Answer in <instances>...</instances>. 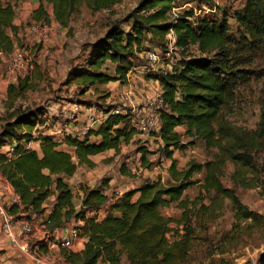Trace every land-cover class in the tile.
<instances>
[{
	"label": "trees",
	"instance_id": "1",
	"mask_svg": "<svg viewBox=\"0 0 264 264\" xmlns=\"http://www.w3.org/2000/svg\"><path fill=\"white\" fill-rule=\"evenodd\" d=\"M18 1L0 0V51L7 54L14 49L10 33L15 35L18 31L14 23ZM121 1L40 0L32 19L38 23L49 22L45 2L52 5L55 22L61 28H69L82 5L96 12ZM178 1L189 0H140L131 14L132 32L125 34L117 27L110 28L102 40L91 46L85 59L87 67H74L68 73L69 82L75 81L87 90L95 85L125 81L133 67L132 55L143 51L146 33L162 44L173 30L178 50L188 52L190 46L198 47L202 56L184 57L170 71L156 77L165 104L159 114L158 139L162 154L171 159L168 170L171 181H148L138 189L122 194L100 218L99 212L108 202L104 194L107 184L104 182L98 188L82 187L81 206L76 209L73 191L65 178L73 177L78 165L94 167L92 156L110 149L118 154L122 143L130 144L134 140L138 131L127 115L111 114V108L105 111L109 114L107 118L96 129L89 130L82 140L65 138L63 143L73 149V155L60 149L61 144L49 135L38 133L34 136L36 125L43 124L42 120L38 121L45 114L40 107L15 109L0 129V176L21 201L20 205L12 206L10 212L18 218L21 215L41 216L46 212L48 200L55 194L52 209L43 221L45 238L31 244L33 250L38 248L41 253H47L56 232L66 223L75 221L82 223L75 227L87 240L78 252L59 249L67 264H98L99 261L121 264L124 255L127 264H184L198 233L188 218V207L191 204L195 207L197 198L192 201L183 198L184 192L193 186L200 187V194L214 193L211 205L200 206L203 214L215 213L222 209L224 200H229L236 222L250 221L257 229L264 225L263 216L244 209L233 191L220 181L222 169L230 162L235 167L231 179L236 185L259 187L257 181L261 170L253 160V152L264 150V112L255 131L234 125L225 115L235 99L239 83L253 76L252 70L244 65L253 63L256 51L264 52V0H245L243 6L233 12V18L245 33L240 41L228 33L226 17L221 21L203 18L193 26L189 22L193 14L189 11L170 20L169 12ZM242 52L246 53L245 58H240ZM106 61L115 64L116 76L101 72ZM32 88L28 78L19 77L17 83L8 88V101L13 95L22 96ZM7 105L12 106L13 102ZM180 126L185 128L183 135L175 130ZM92 136L97 139L90 140ZM182 136L191 140L183 142ZM33 140L40 142V153L27 147ZM195 141H202L207 149L215 148L217 153L212 160L205 163L190 161L186 169L179 170L173 152L183 151ZM7 145L13 147L11 156L1 152ZM201 173H204L202 180L194 179V175ZM135 193H139V197L133 201ZM173 203L183 210L179 219L160 212V208ZM172 223L184 224V234L174 241L168 237Z\"/></svg>",
	"mask_w": 264,
	"mask_h": 264
},
{
	"label": "rangeland",
	"instance_id": "2",
	"mask_svg": "<svg viewBox=\"0 0 264 264\" xmlns=\"http://www.w3.org/2000/svg\"><path fill=\"white\" fill-rule=\"evenodd\" d=\"M139 1L122 0L108 9L96 12L91 11L84 4L81 6L80 12L72 18L69 28H61L53 18L51 4L44 2L49 22L38 23L33 21L32 16L40 6V0H19L15 5L14 17L18 31L15 35L8 31L14 43V49L10 54L3 52L5 56L0 59V64L4 69L0 70L14 78V84H16L20 76L8 74L7 65L17 50L18 52L25 51L31 62L29 68L25 70L24 78H28V82L33 85V88L22 96L15 97L13 95L10 101H7L6 106L3 103L0 104V129L10 119V114H13L18 108L21 110L42 108L45 114L38 121L42 120L44 123V116H47L52 126L58 118L56 114L61 113L65 116L66 110L78 108L80 121L74 122L73 126L75 133L82 134L89 122L88 118L92 115L97 118L101 112L119 108L120 111L127 112L130 116L129 111L132 110V104L138 99L137 93L143 92V95L146 96L161 90L160 83L156 80L157 76L170 71L184 57L202 56L197 46H190L188 52L171 49L170 37L166 36L162 44H159L158 40L153 38L150 33H146L142 45L143 51L135 52L132 55L133 67L128 72L125 81L118 80L108 83L109 85H95L88 90L75 81L69 82V70L74 67H87L85 59L91 52V46L102 40L110 28L117 27L125 34L132 32L131 14L138 6ZM244 2L245 0L178 1L169 12V19L173 21L190 11L193 16L189 18V22L195 26L196 22L203 18L221 21L223 17H226L228 33L235 40L240 41L241 36L245 33L233 18V12L240 9ZM151 53H156L159 56V59L154 63L149 58ZM245 54L242 52L240 58H245L247 56ZM254 54L253 63L244 65L245 68L252 70L253 76L239 83L235 91V99L231 102V108L225 115L226 120L234 125L251 131L257 130L264 112V52L258 50ZM115 69V64L106 61L101 72L116 76ZM121 95H124L123 100H121ZM9 102H13V105L8 106ZM140 104L141 101L135 105L139 106ZM66 106L67 108H65ZM6 107L14 108V111L9 113ZM41 125L40 122L36 125L35 137L42 132ZM135 137L136 140L132 144H125L121 147L117 156H100L92 168L78 165L76 174L70 178L66 177L74 194V204L80 203L79 191L82 187H101L102 183L107 184L110 180L109 177L114 176L118 171L124 175L119 182H126L133 186L150 182L152 178L154 180L164 178L166 181L169 179L170 174H165V171L168 170L167 164H170L171 161L162 154L158 141L153 136L141 137L137 135ZM96 139L92 136L90 140L95 141ZM189 140L191 139L183 137L184 142ZM216 153L215 148L207 149L202 141H195L194 145L179 151L174 160L177 163V168L183 170L187 168L188 162L205 163L212 160ZM129 158H133L131 160L132 167L128 166ZM253 158L261 170L257 181L259 187L242 188L236 185L231 179L235 167L230 162L222 169L220 181L225 188L233 191L244 209L255 212L264 218V150L258 149L253 152ZM73 159L76 161L74 156ZM140 164L143 171H139ZM158 170L159 172H157ZM203 176L204 173L196 174L194 179L202 180ZM213 196V192L200 194L199 186L190 187L184 192L183 198L191 201L197 198L195 207L192 204L188 207V218L191 220L193 228L198 230V233L195 234L197 237L193 250L184 264H263L264 225L257 229L250 224V221L236 222L229 200H224L222 209H217L215 213L206 212L203 214L200 206L202 204L211 205ZM51 204L52 201L48 200L47 205ZM160 212L166 217L179 219L183 210L177 207V203H173L169 207L160 208ZM42 218L44 220L45 217ZM171 227L172 231L168 234L171 241L179 239L184 234V224L178 226L176 223H172ZM40 230V228L36 229L41 234ZM40 236L38 235L36 238ZM36 241L30 239L29 244H34ZM53 251V255L60 253L59 249H53ZM124 260L125 256H122V261ZM56 263L62 264L57 260Z\"/></svg>",
	"mask_w": 264,
	"mask_h": 264
},
{
	"label": "built area",
	"instance_id": "3",
	"mask_svg": "<svg viewBox=\"0 0 264 264\" xmlns=\"http://www.w3.org/2000/svg\"><path fill=\"white\" fill-rule=\"evenodd\" d=\"M166 36L170 37V47L171 49L178 50L176 47V35L173 30H171ZM5 54L0 51V59H3ZM151 62H156L159 59L156 53H151L149 55ZM30 60L25 51L18 50L11 57L7 65V73H12L13 76L18 75L20 78L25 77V70L29 68ZM124 95H121V100ZM128 99V98H127ZM165 104L162 98V91L155 94H149L143 98L139 106L133 105L132 110L129 111L130 116L127 112L120 111L119 108H112L110 110L111 114H123L128 115L131 120V124L138 131L139 134L146 136H153L154 138L160 137L161 123H160V110L164 108ZM80 110L78 108H71L69 111L66 110L65 120L63 124L59 127H54L51 125V121L44 116V123L40 126L42 129L41 134L51 136L58 144L65 145L63 143L64 139L67 137L78 138L82 140L89 130L98 127L109 115L106 112H101L100 116L94 118L93 115L88 118L89 122L82 134L74 132V122L79 121ZM99 123V124H98ZM39 128V126H38ZM46 131V132H45ZM13 151L12 145L7 147V151H4V147L1 152L6 153L7 156H11ZM133 158H131L132 160ZM127 161L128 166L132 167V161ZM141 164L139 166V171H143ZM21 201L18 195L7 185L4 180L0 179V235L4 236L9 244L21 252L27 254V256L36 264H57L56 262H51L48 260L46 253H41L38 248L33 250L31 244H29L30 239H35L37 241L43 240L45 238L43 221H38V216L31 215L26 217L21 215L12 214L10 209L12 206L20 205ZM42 216V215H41ZM40 228L41 234L36 231ZM37 235H41L36 238ZM81 236L75 226L71 227L67 232L66 237L63 239L56 238L52 241L49 246L50 249H74L80 242Z\"/></svg>",
	"mask_w": 264,
	"mask_h": 264
},
{
	"label": "crops",
	"instance_id": "4",
	"mask_svg": "<svg viewBox=\"0 0 264 264\" xmlns=\"http://www.w3.org/2000/svg\"><path fill=\"white\" fill-rule=\"evenodd\" d=\"M0 69H4L2 68V65L0 64ZM0 70V104L3 103L4 106H6V103L8 101V88L10 85H15L14 82H15V79L8 76L6 73L4 74L3 72H1ZM158 82V81H157ZM110 84V83H109ZM107 84V85H109ZM161 89V87H160ZM134 90V89H133ZM137 100H135L133 102L132 105H135V104H139L140 101L143 100V98L145 97L143 95V92L140 94V93H137ZM148 94V93H147ZM147 96V95H146ZM132 100V99H131ZM67 108V106L65 107ZM63 108V109H65ZM5 110V109H3ZM6 110L9 111V113H11L12 111H14V108H7L6 107ZM56 112H58L56 110ZM57 115V119L56 121L53 123V126L54 127H59L60 126V122H66L65 120V116L61 115V113L59 114H56ZM60 115V116H59ZM83 117V116H82ZM79 121H80V118H79ZM84 121V120H83ZM96 129V128H94ZM178 133L180 134H184V131H185V128L183 126H180V127H177L175 129ZM137 135H140L141 137L142 136H146V135H142V134H137ZM135 135V136H137ZM183 137L185 136H182V139ZM140 138V137H139ZM150 139V138H149ZM157 141H158V144H161V140L158 139V138H155ZM136 140V137H134V140L130 143L132 144L134 141ZM184 142V141H183ZM125 145L124 143L121 144V147ZM9 145L5 146L4 147V150L7 151V147ZM27 147L28 148H32L34 150H36L38 153H40V142L39 141H31L30 143L27 144ZM60 149H63V150H66L68 152L72 151L73 149L72 148H69L67 147L66 145H60L59 146ZM180 150H175L173 152V159H175L177 153L179 152ZM72 153V152H71ZM105 155H108V156H117V153L115 150L113 149H110V150H106L105 152H102L100 154H97L95 156H92L91 157V160L92 162L96 165V159L100 156H105ZM131 160V158L128 159V161ZM171 161V159H169ZM77 161V160H76ZM171 163L170 164H167V169L169 170V167H170ZM159 167V166H157ZM168 170H166L164 173L165 174H169L168 173ZM159 172V170L157 171ZM161 172V171H160ZM118 175V176H117ZM124 175L120 174V171H118L116 174H114V176L112 175L110 178V180L107 182V185L104 187V194L108 197V202L107 204L100 210L99 212V216L100 218H103L107 211H108V208H109V205L115 201V199L119 196H121L122 194L126 193V192H129V191H132V190H136L138 189L141 185H138V186H133V185H130V184H127L126 182H119L120 179L123 177ZM0 179L3 180V178L0 176ZM65 181L67 182V179L65 178ZM158 180H154V178H152V180L150 182H156ZM163 183H167L169 181H171V178L169 177V179L166 181L164 178H162L161 180ZM68 183V182H67ZM98 188V187H97ZM111 193V194H110ZM79 195L83 196V193L82 191H79ZM139 197V193H135L132 197L133 201H135L137 198ZM81 198H80V203L79 204H75L76 206V209H79V207L81 206ZM52 201V204L49 206L47 205V209H46V212L43 214V216L45 217L44 220L46 219L47 215L50 213L51 209H52V206H53V203L55 201V194L52 195L50 197V199ZM42 216V217H43ZM41 216H38V221L41 222V221H44L43 218ZM82 223L81 222H78L76 223L75 221H71V222H68L66 223L61 229H59L56 234H55V237L56 238H59V239H63L64 237H66L67 235V232L69 231L70 227H73V226H76V225H81ZM38 236V235H37ZM36 236V237H37ZM86 238L85 237H81L80 239V242L77 244V246L72 249V251L74 252H78L80 251L83 247H84V243L86 242ZM55 249V248H54ZM54 251L53 249H50L46 255H47V258L48 260H50L51 262H56L59 261L60 263L62 264H67L64 259L62 258V256L60 254H52ZM24 252H21L20 250H17L15 248H13L9 242L6 240V238L2 235H0V264H36L34 263L32 260H30V258L27 256V254H23ZM125 256V255H124ZM98 264H108V263H105V262H102V261H99ZM121 264H127V258L125 256V260L124 261H121Z\"/></svg>",
	"mask_w": 264,
	"mask_h": 264
}]
</instances>
